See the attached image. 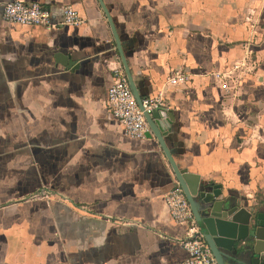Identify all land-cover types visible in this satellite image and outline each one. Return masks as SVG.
<instances>
[{
	"label": "crops",
	"instance_id": "1",
	"mask_svg": "<svg viewBox=\"0 0 264 264\" xmlns=\"http://www.w3.org/2000/svg\"><path fill=\"white\" fill-rule=\"evenodd\" d=\"M0 0V264H179L185 230L156 138L107 105L121 55L98 0L37 2L56 29L6 22ZM142 98L163 91L176 165L264 204V0H103ZM255 61L226 93L210 74ZM182 70L190 79L166 87ZM46 190L47 198L33 197Z\"/></svg>",
	"mask_w": 264,
	"mask_h": 264
},
{
	"label": "water",
	"instance_id": "2",
	"mask_svg": "<svg viewBox=\"0 0 264 264\" xmlns=\"http://www.w3.org/2000/svg\"><path fill=\"white\" fill-rule=\"evenodd\" d=\"M98 1L109 22L132 93L142 109L143 98L136 90L113 20L103 0ZM144 115L149 125L146 137L156 138L163 150L217 264H264V204L235 196L223 184L178 167L166 145V136L172 129L171 111L162 104L144 111Z\"/></svg>",
	"mask_w": 264,
	"mask_h": 264
},
{
	"label": "built area",
	"instance_id": "3",
	"mask_svg": "<svg viewBox=\"0 0 264 264\" xmlns=\"http://www.w3.org/2000/svg\"><path fill=\"white\" fill-rule=\"evenodd\" d=\"M2 17L6 22L28 26H43L46 29H56L60 25H79L84 19L71 5L62 7L59 22L52 19L50 10L37 2L12 0L2 6ZM251 52L233 61L225 70H217L210 74L215 83L228 94L237 92V84L241 77L252 72L255 61L249 56ZM190 77L182 70H176L167 78L166 87L186 83ZM163 91L153 97L142 99V109L139 107L123 67L117 64L113 67V81L107 89V105L112 115L122 124L123 132L132 139H142L149 131L144 111H149L162 105ZM46 190L33 197L47 198ZM171 218L178 224L184 225L185 230L179 243L186 251V257L179 264H217L210 248L206 244L202 231L197 224L189 202L181 186L175 182L165 196Z\"/></svg>",
	"mask_w": 264,
	"mask_h": 264
}]
</instances>
